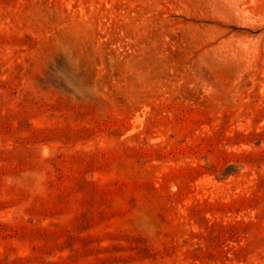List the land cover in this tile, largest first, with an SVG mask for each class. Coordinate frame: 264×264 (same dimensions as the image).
Listing matches in <instances>:
<instances>
[{"label":"rangeland","instance_id":"obj_1","mask_svg":"<svg viewBox=\"0 0 264 264\" xmlns=\"http://www.w3.org/2000/svg\"><path fill=\"white\" fill-rule=\"evenodd\" d=\"M0 264H264V0H0Z\"/></svg>","mask_w":264,"mask_h":264},{"label":"water","instance_id":"obj_2","mask_svg":"<svg viewBox=\"0 0 264 264\" xmlns=\"http://www.w3.org/2000/svg\"><path fill=\"white\" fill-rule=\"evenodd\" d=\"M240 169H243V167H239V166H228L225 171L223 172V175H228L230 173H235L237 171H239Z\"/></svg>","mask_w":264,"mask_h":264}]
</instances>
